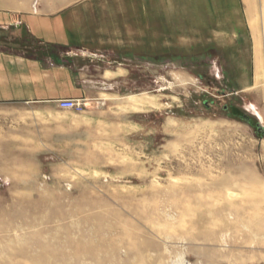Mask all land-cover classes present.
Segmentation results:
<instances>
[{
    "label": "rangeland",
    "instance_id": "374dc122",
    "mask_svg": "<svg viewBox=\"0 0 264 264\" xmlns=\"http://www.w3.org/2000/svg\"><path fill=\"white\" fill-rule=\"evenodd\" d=\"M43 7L124 49L81 111L0 103V264H264V0H0Z\"/></svg>",
    "mask_w": 264,
    "mask_h": 264
},
{
    "label": "crops",
    "instance_id": "0c3cea01",
    "mask_svg": "<svg viewBox=\"0 0 264 264\" xmlns=\"http://www.w3.org/2000/svg\"><path fill=\"white\" fill-rule=\"evenodd\" d=\"M55 12L43 7L37 15L0 13V103H52L100 90V81L85 80L83 74L100 71L94 65L121 54L124 48L111 44L116 34H108L107 41L74 42L72 15Z\"/></svg>",
    "mask_w": 264,
    "mask_h": 264
},
{
    "label": "bare ground",
    "instance_id": "6f19581e",
    "mask_svg": "<svg viewBox=\"0 0 264 264\" xmlns=\"http://www.w3.org/2000/svg\"><path fill=\"white\" fill-rule=\"evenodd\" d=\"M125 100L126 101L122 106V107H124V109H130L132 111L145 110V107L143 105V100L139 96L132 95V96L127 97ZM66 111H70V110H66ZM87 120H86V117H83V118L62 119L60 121L62 124L66 125L68 127H79V126H83V125L88 124ZM90 121H91V119L89 120V122ZM263 147H264V142H263Z\"/></svg>",
    "mask_w": 264,
    "mask_h": 264
},
{
    "label": "built area",
    "instance_id": "2783aa9c",
    "mask_svg": "<svg viewBox=\"0 0 264 264\" xmlns=\"http://www.w3.org/2000/svg\"><path fill=\"white\" fill-rule=\"evenodd\" d=\"M83 103L76 99H63L58 102V108L62 110L81 111Z\"/></svg>",
    "mask_w": 264,
    "mask_h": 264
},
{
    "label": "water",
    "instance_id": "95a60500",
    "mask_svg": "<svg viewBox=\"0 0 264 264\" xmlns=\"http://www.w3.org/2000/svg\"><path fill=\"white\" fill-rule=\"evenodd\" d=\"M263 130H264L263 128H260V132L264 133V131H263Z\"/></svg>",
    "mask_w": 264,
    "mask_h": 264
}]
</instances>
